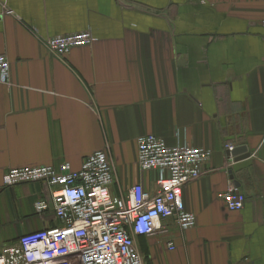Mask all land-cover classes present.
<instances>
[{"label": "crops", "instance_id": "crops-1", "mask_svg": "<svg viewBox=\"0 0 264 264\" xmlns=\"http://www.w3.org/2000/svg\"><path fill=\"white\" fill-rule=\"evenodd\" d=\"M263 20L264 0H0V243L58 224L33 209L49 189L4 188L8 169L78 170L106 150L112 195L137 184L154 194L156 174L137 164V138L152 134L212 155L182 192L195 226L167 219L135 238L145 264H264ZM87 30L93 43L63 58L45 46ZM225 145L248 157L225 169ZM231 186L246 199L239 212L220 197Z\"/></svg>", "mask_w": 264, "mask_h": 264}, {"label": "built area", "instance_id": "built-area-1", "mask_svg": "<svg viewBox=\"0 0 264 264\" xmlns=\"http://www.w3.org/2000/svg\"><path fill=\"white\" fill-rule=\"evenodd\" d=\"M6 14L12 12L7 10ZM264 28V20L261 23ZM90 31L53 36L45 41L47 50L63 58L72 49L92 44ZM9 62L0 54V82L9 78ZM226 168L235 149L225 145ZM212 152L186 144L168 146L152 134L137 138V164L142 172H154L156 191L132 186L124 196H114L113 166L106 150L87 156L78 170L69 163L58 166L11 168L2 178L4 188L39 183L50 197L37 200L33 209L40 217L51 215L58 223L20 235L13 244L0 243V264H145L134 239L163 232L161 222L172 219L180 230L195 226L193 213L183 207L182 192L201 178ZM229 212L244 208L245 196L231 186L221 194ZM169 250L174 246L169 243Z\"/></svg>", "mask_w": 264, "mask_h": 264}, {"label": "water", "instance_id": "water-1", "mask_svg": "<svg viewBox=\"0 0 264 264\" xmlns=\"http://www.w3.org/2000/svg\"><path fill=\"white\" fill-rule=\"evenodd\" d=\"M230 155L232 157L235 158V161L238 159V160H241L243 158H247L248 157V153H247V149L245 146H239V147H236L231 153ZM238 157H241V158H238ZM229 175H230V178L233 179V176L231 174V172H229ZM235 186L238 187V184L235 183Z\"/></svg>", "mask_w": 264, "mask_h": 264}]
</instances>
